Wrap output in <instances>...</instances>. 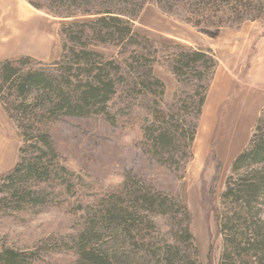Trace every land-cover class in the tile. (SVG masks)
I'll return each instance as SVG.
<instances>
[{"label": "trees", "instance_id": "16d2710c", "mask_svg": "<svg viewBox=\"0 0 264 264\" xmlns=\"http://www.w3.org/2000/svg\"><path fill=\"white\" fill-rule=\"evenodd\" d=\"M74 1L84 12L69 18H97L75 20L63 29L70 41L60 61L44 64L25 56L0 62V99L24 139L20 162L0 184V208L21 212L43 207L54 195L59 199L56 193L62 190L81 201L75 211L84 212L86 228L72 238L83 264H203L186 201L152 190L131 174L121 190L86 203L81 178L66 165L53 127L62 118L96 115L119 126L134 116L129 100L142 95L151 111L143 126L146 148L162 164L185 168L195 157L218 59L212 50L178 45L180 52L169 57L173 71L193 89L166 109L168 87L155 69L157 43L135 28L146 0H104L97 12L90 9L96 0ZM108 45L122 49L119 57L100 50ZM117 98L125 105L115 104ZM222 203L223 264H264V113L250 148L235 161ZM158 215L172 219V231L159 226ZM41 250L5 246L0 264H36Z\"/></svg>", "mask_w": 264, "mask_h": 264}, {"label": "rangeland", "instance_id": "374dc122", "mask_svg": "<svg viewBox=\"0 0 264 264\" xmlns=\"http://www.w3.org/2000/svg\"><path fill=\"white\" fill-rule=\"evenodd\" d=\"M31 1L5 0L6 11L20 13L27 8L24 21L32 22L22 23V30L14 36L4 26L6 32L0 35V50L4 53L44 48L43 51L55 52L54 58H33L44 64L55 63L63 58L64 45L70 41L63 37V29L75 20L97 18L93 14L69 18L71 13L84 12L74 0ZM103 1L96 0L91 11L101 9L98 5ZM56 12L62 16H56ZM38 21L45 25L40 34L36 31ZM134 22L136 30L155 41L160 51L155 69L168 87L166 109L193 89L180 82L173 71L174 61L169 57L180 52L178 45L212 50L218 59L200 120L195 157L179 170L152 156L143 130L151 111L144 106L142 95L129 100L134 116L122 119L119 126L105 115L67 117L54 125L53 134L66 165L81 178L86 203L121 190L132 174L146 187L186 201L194 215L193 232L203 264H223L226 242L218 218L224 209L222 195L235 161L250 148L264 113V0H146L143 12ZM31 33L41 35L43 42L49 39L52 47L48 48L47 43V47H39L43 42ZM100 50L119 57L122 49L108 45ZM125 102L117 98L115 104L123 106ZM23 146L18 124L0 99V184L17 167ZM56 194L59 199L54 195V200L43 207H28L21 212L0 208V254L5 246L24 251L42 249V259L36 264H83L72 238L86 228L84 212H76L81 201L63 195L62 190ZM155 219L165 232L172 231L171 218L158 215Z\"/></svg>", "mask_w": 264, "mask_h": 264}, {"label": "crops", "instance_id": "0c3cea01", "mask_svg": "<svg viewBox=\"0 0 264 264\" xmlns=\"http://www.w3.org/2000/svg\"><path fill=\"white\" fill-rule=\"evenodd\" d=\"M6 5L7 4L5 3V0H0V35L5 29L4 26H6L7 28H9L10 32L12 31L11 33L13 35L11 33L10 34L12 36H14V35H16L15 33H18V32H20V30H22V27H21L22 23L29 24L32 22V20L29 22L24 21L27 18V16L23 15V13L26 12V10H28L27 8L23 9L24 12L21 11L20 13L19 12L14 13V12H10L12 10L6 11V8H5ZM2 16H4V17H2ZM1 17H2V19H4L3 21H1ZM29 17H30V15H29ZM33 22H35V21H33ZM36 24L38 26L36 31L39 34H40V31H45V25L44 24L40 23V21H38ZM9 31H8V33H9ZM4 32H6V31H4ZM30 32L31 31H28V34ZM34 35L36 36L37 34H34ZM34 35L32 34V36H34ZM37 36H39V37H37L38 40L43 42L44 39L40 38L41 35H37ZM22 40H24V39H20L19 41H22ZM46 43L48 44V48H49V46L52 47V43H50L49 39H48V42L45 40V42H43L42 44H40L38 46L41 47L43 45V46L47 47ZM0 48H1V44H0ZM43 49L44 48L41 49L42 51L39 49H37V51L24 49V50H20V51H16V52H10V53H4L5 50L4 51L0 50V54L4 53L3 54L4 56H2V57L0 56V62L7 60V59L20 58L23 56H32V57H35L37 59H41L44 61L45 60L48 61V60L54 58L55 52H50V50L47 51L46 49L43 51Z\"/></svg>", "mask_w": 264, "mask_h": 264}]
</instances>
